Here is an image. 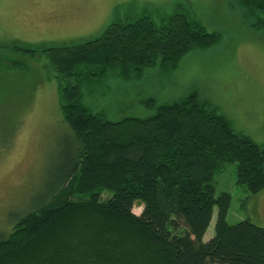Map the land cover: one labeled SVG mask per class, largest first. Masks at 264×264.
Wrapping results in <instances>:
<instances>
[{
  "label": "trees",
  "instance_id": "16d2710c",
  "mask_svg": "<svg viewBox=\"0 0 264 264\" xmlns=\"http://www.w3.org/2000/svg\"><path fill=\"white\" fill-rule=\"evenodd\" d=\"M236 4L250 28L264 29V0ZM138 10L135 2L116 7L89 40L12 46L26 58L45 56L57 74L73 141L49 193L0 237V264H264V228L249 220L228 225L231 197H216L213 185L235 164L237 185L251 196L264 191L263 146L197 92L168 104L147 99L151 115L119 121L86 102L112 80H139L155 68L171 74L186 55L222 39L182 3L157 24ZM214 210V234L204 242Z\"/></svg>",
  "mask_w": 264,
  "mask_h": 264
},
{
  "label": "rangeland",
  "instance_id": "374dc122",
  "mask_svg": "<svg viewBox=\"0 0 264 264\" xmlns=\"http://www.w3.org/2000/svg\"><path fill=\"white\" fill-rule=\"evenodd\" d=\"M131 2L156 24L182 3L208 33L222 39L186 55L171 74L155 68L139 80L109 81L101 92L88 93L87 104L119 121L151 115L142 105L147 99L168 104L197 92L236 132L264 147V29L250 28L236 0H0V237L49 193L73 141L60 111L57 74L45 56L26 58L12 46L43 48L92 39L116 7ZM4 62L20 68L9 69ZM213 180L216 197H231L228 225L249 220L264 228V191L251 196L237 185L235 164ZM132 212L139 215L141 207ZM215 217L214 210L204 242L214 234Z\"/></svg>",
  "mask_w": 264,
  "mask_h": 264
}]
</instances>
